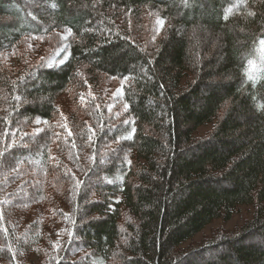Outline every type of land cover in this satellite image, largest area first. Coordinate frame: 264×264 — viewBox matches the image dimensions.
Segmentation results:
<instances>
[{"label":"trees","instance_id":"trees-1","mask_svg":"<svg viewBox=\"0 0 264 264\" xmlns=\"http://www.w3.org/2000/svg\"><path fill=\"white\" fill-rule=\"evenodd\" d=\"M261 40L264 0H0V264H264Z\"/></svg>","mask_w":264,"mask_h":264},{"label":"rangeland","instance_id":"rangeland-1","mask_svg":"<svg viewBox=\"0 0 264 264\" xmlns=\"http://www.w3.org/2000/svg\"><path fill=\"white\" fill-rule=\"evenodd\" d=\"M205 131V130H202ZM254 209L252 206L243 205L241 206L237 212L233 215L231 219L223 220L216 219L212 223H210L206 228H204L201 232L196 234L194 238V242L201 241L205 238L210 237L213 233H216L218 230H233L236 227L241 226L248 220H250L253 216Z\"/></svg>","mask_w":264,"mask_h":264},{"label":"snow or ice","instance_id":"snow-or-ice-1","mask_svg":"<svg viewBox=\"0 0 264 264\" xmlns=\"http://www.w3.org/2000/svg\"><path fill=\"white\" fill-rule=\"evenodd\" d=\"M226 18H227V17H226ZM158 23H159L161 26H163L164 21H163V20H159ZM69 34H71V33H70V30H69ZM260 50H261L262 53H264V40H261V41H260ZM262 59H264V57H262ZM249 64L252 65L253 68H254V62H253V61H249ZM262 71H264V70H262ZM246 74L248 75V78H249V79H252L251 70H250L248 73H246ZM125 107H127V106H125ZM39 122H40V121L37 120V123H39ZM125 138H130V137H125ZM0 155H3V154L0 153Z\"/></svg>","mask_w":264,"mask_h":264}]
</instances>
